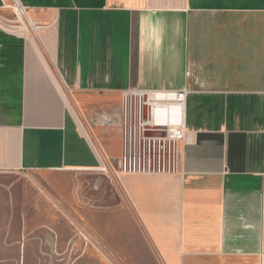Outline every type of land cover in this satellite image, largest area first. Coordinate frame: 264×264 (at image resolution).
Returning a JSON list of instances; mask_svg holds the SVG:
<instances>
[{"label":"crops","instance_id":"1","mask_svg":"<svg viewBox=\"0 0 264 264\" xmlns=\"http://www.w3.org/2000/svg\"><path fill=\"white\" fill-rule=\"evenodd\" d=\"M14 1L28 22L4 23L0 0V264H108L104 248L264 264V0ZM181 90L177 169L117 171L125 94ZM104 166L110 211L101 184L94 209L65 197L61 180Z\"/></svg>","mask_w":264,"mask_h":264},{"label":"built area","instance_id":"2","mask_svg":"<svg viewBox=\"0 0 264 264\" xmlns=\"http://www.w3.org/2000/svg\"><path fill=\"white\" fill-rule=\"evenodd\" d=\"M22 9L25 11L24 7ZM186 94L187 90L167 95L153 92L125 94L122 152L117 171L152 173L177 169L180 146L185 143L186 133L179 123H171L170 111L177 109V118L183 117ZM153 97H158L166 110V115L159 121L155 120L153 114ZM133 98L135 103L132 105ZM101 171L115 174L107 166L102 167Z\"/></svg>","mask_w":264,"mask_h":264},{"label":"rangeland","instance_id":"3","mask_svg":"<svg viewBox=\"0 0 264 264\" xmlns=\"http://www.w3.org/2000/svg\"><path fill=\"white\" fill-rule=\"evenodd\" d=\"M7 7V11L9 12L8 18L10 21L13 22H7L4 19H1L4 23H11V24H18V23H26L27 15L25 19H20L17 11L14 9L15 7V1L14 0H5ZM25 12V11H24ZM132 105L135 103V99H132ZM112 173L104 174L102 176V180L99 177L91 176V175H74L72 178H66L61 180L65 188V197H67L69 200L76 199L80 204L84 205V203H89L90 208L94 209V205L98 203L96 199H98V193L99 190L97 189L98 185L101 184L105 188V196L107 199V205H108V211H110V207H113L114 205V192H115V182L114 178L112 176ZM29 182V181H28ZM68 187V189H67ZM78 236L81 238L82 241H84L86 244H90L89 241H92L90 237L84 236L83 232H80L77 230ZM95 245L98 247V242L95 243ZM105 249V248H104ZM106 259L108 264L114 263L113 256L108 252V250H104Z\"/></svg>","mask_w":264,"mask_h":264},{"label":"bare ground","instance_id":"4","mask_svg":"<svg viewBox=\"0 0 264 264\" xmlns=\"http://www.w3.org/2000/svg\"><path fill=\"white\" fill-rule=\"evenodd\" d=\"M15 4H18V3L15 2ZM16 7H17V5H16ZM18 7L21 11L24 12V10L22 9V7L19 4H18ZM151 100L153 101L152 108H153V114H154L155 120L159 121L162 117H164L166 115L165 114L166 110L164 109L165 107L161 104L158 97H153ZM170 113H171V118H177V116L179 115V112L177 109L171 110Z\"/></svg>","mask_w":264,"mask_h":264}]
</instances>
